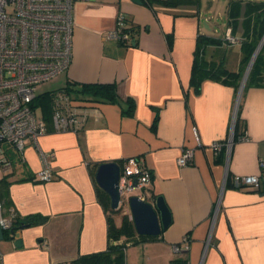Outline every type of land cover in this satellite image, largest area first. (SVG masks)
<instances>
[{"label": "crops", "instance_id": "crops-1", "mask_svg": "<svg viewBox=\"0 0 264 264\" xmlns=\"http://www.w3.org/2000/svg\"><path fill=\"white\" fill-rule=\"evenodd\" d=\"M247 1L264 0H225L216 14L213 0L74 3L72 57L59 74L65 86L115 83L118 101L85 100L95 110L84 126L58 132L52 129L50 96L49 109L41 96L39 116L47 129L38 144L28 138L22 151L3 144L11 168L0 170L2 213H17L14 227L28 223L30 216L41 220L16 229L20 247L3 230L0 264H70L110 244L123 246L124 264H264V185L257 191L235 187L231 180L258 174L264 160V85L245 86L248 75L242 84L247 65L233 84L206 77L195 93L190 83L198 35L220 38L205 46V59L240 68ZM234 3L239 8L232 19L228 10ZM119 11L134 27L133 43L107 35ZM229 31L237 41L226 39ZM236 120L239 135L234 138ZM231 133L229 151L211 146ZM186 147L194 149L193 157L180 166L177 158ZM131 157L151 171L149 184L135 195L149 202L162 196L170 212V223L158 235L139 234L130 208L110 210L97 190L93 167L96 172L100 163L115 161L121 168ZM45 165L52 178L41 181L38 172ZM124 220L128 232L122 230ZM184 236L189 248L174 252L172 246H183Z\"/></svg>", "mask_w": 264, "mask_h": 264}, {"label": "built area", "instance_id": "built-area-1", "mask_svg": "<svg viewBox=\"0 0 264 264\" xmlns=\"http://www.w3.org/2000/svg\"><path fill=\"white\" fill-rule=\"evenodd\" d=\"M77 0H0V170L7 171L11 162L4 153L3 144H11L22 151L25 140L30 138L36 145L38 137L46 132L42 116H37L33 103L38 84L54 78L68 69L72 57L73 7ZM126 14L119 11L115 25L108 31V37L123 44L132 42ZM230 42L237 38L229 31ZM52 129L58 132L81 129L90 112L95 108L87 101L73 97L65 89L50 92ZM198 145H201L197 129L192 127ZM244 137V136H242ZM233 139L216 141L213 148L229 151ZM194 149H182L177 158L180 166L188 164ZM46 161L47 155L42 153ZM41 181L51 180V169L45 165L38 172ZM151 180V171L135 157L127 158L119 172V205L124 197L142 190ZM232 184L238 188L249 187L261 190L264 185V160L259 161L258 174L234 175ZM138 196V195H137ZM143 198V196H139ZM0 202V226L9 230L17 218L10 210L3 215ZM184 245L174 244L177 252L189 248L188 236L182 238Z\"/></svg>", "mask_w": 264, "mask_h": 264}, {"label": "trees", "instance_id": "trees-1", "mask_svg": "<svg viewBox=\"0 0 264 264\" xmlns=\"http://www.w3.org/2000/svg\"><path fill=\"white\" fill-rule=\"evenodd\" d=\"M149 3L153 1H159L168 4H178V3H188L194 2V0H142V2ZM240 0H238L239 2ZM239 8L238 3L230 6L228 10L229 17L236 18L238 14L236 8ZM245 17L243 18V31L241 35V47L243 50V57L241 60L240 68L236 70H230L225 66L223 59L219 60H207L205 59V46L208 44H214L219 42L220 38L215 36H205L198 35L196 40V49L194 54V59L192 63L190 83L193 86L195 93H198L201 88V82L204 78L209 77L215 80L227 84H233L240 79L244 68L246 67L251 55L253 54L256 46L264 36V1H247L245 3ZM128 30L133 34L134 27H128ZM169 45L171 43V37H168ZM259 84L264 85V44H262L260 50L258 51L251 69L249 71L246 84L247 85ZM63 89L71 93L73 97L82 100H92V101H104V102H117L118 95L116 91L115 83H68ZM49 93L41 95L46 98V107L50 108L49 103ZM41 96H36L33 107L39 102ZM131 103V102H130ZM127 113L132 112V103L130 107L126 110ZM239 121L236 120L234 127V138L239 135ZM93 176L95 175V167L91 169ZM97 190L101 195L104 204L109 207L110 201L109 196L106 192L97 186ZM110 210L114 211L115 209ZM41 219L38 216H30L28 219V224L36 223ZM128 221L124 220L123 228L124 231H130ZM116 236V235H115ZM70 264H124V252L122 245L110 244L108 249L101 252H95L91 254L80 255L73 259Z\"/></svg>", "mask_w": 264, "mask_h": 264}, {"label": "water", "instance_id": "water-1", "mask_svg": "<svg viewBox=\"0 0 264 264\" xmlns=\"http://www.w3.org/2000/svg\"><path fill=\"white\" fill-rule=\"evenodd\" d=\"M135 3L140 4L141 0H132ZM133 43V42H132ZM262 44H264V36H262L258 45L256 46L244 72L242 84L248 75V72L253 64V61L260 50ZM120 167L115 161H108L100 163L95 172V180L97 184L103 189L110 198V206L112 209L119 208V178ZM128 204L131 212V216L134 222L136 231L139 234L146 235H158L162 228H165L171 220L170 212L162 198L157 196L154 201L149 202L137 195H132L128 198ZM28 223H22L17 227L12 226L9 229L11 237L14 239L15 246L20 247L22 240L19 236V232L16 229H22L28 227ZM3 237V230L0 226V239ZM171 264H187L186 261Z\"/></svg>", "mask_w": 264, "mask_h": 264}, {"label": "rangeland", "instance_id": "rangeland-1", "mask_svg": "<svg viewBox=\"0 0 264 264\" xmlns=\"http://www.w3.org/2000/svg\"><path fill=\"white\" fill-rule=\"evenodd\" d=\"M207 0H202V4H205ZM225 0H213V7L217 10H214L215 14L216 13H219L221 10H220V6H218L219 3L223 2ZM221 20H218V23H220ZM222 31H223V28H222ZM211 32L213 33L214 31L211 30ZM220 34V32L218 33ZM231 62V60H230ZM226 63V62H224ZM227 65V64H225ZM227 67H230V66H227ZM66 84L65 82V78H64V75L63 74H59L57 75L56 77L52 78V79H49L47 81H44L40 84L37 85L36 87V95H43L45 93H50V92H55L57 90H60L62 89V87H64ZM41 107L36 104L35 106V113L37 116H39L41 114ZM136 192H133L131 194H129L128 196H125L124 197V200L122 202V204L119 206V210L117 209V211L119 213H123L124 211L128 210L129 209V204H128V198L132 195H135ZM119 216V214H118Z\"/></svg>", "mask_w": 264, "mask_h": 264}]
</instances>
